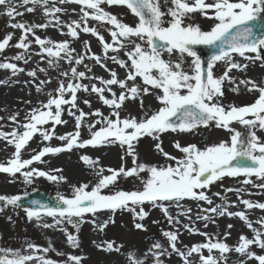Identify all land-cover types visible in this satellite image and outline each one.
Wrapping results in <instances>:
<instances>
[{
  "label": "snow or ice",
  "instance_id": "obj_1",
  "mask_svg": "<svg viewBox=\"0 0 264 264\" xmlns=\"http://www.w3.org/2000/svg\"><path fill=\"white\" fill-rule=\"evenodd\" d=\"M57 2L61 5H78L80 18L65 24L59 14L66 10L57 7ZM165 3L171 5L167 8V12L162 11L160 0H52L51 5H49V0H20L19 7H24L29 13L34 12L36 6H41L46 22L40 24L11 22L8 25L12 29L20 30L21 35L14 47L24 50L12 57V60H23L26 64L28 59H31V56L26 58L30 45L33 43V40L28 38L31 35L34 43L39 46V52L36 55H39L42 60L47 58L49 67L53 68L57 67L60 60H66L70 65L71 75L69 76L68 71L60 73L61 76L67 78V83L62 80L54 95L50 94L46 102L30 109L23 124L17 121L15 115L10 117L18 127L13 128L11 133L0 132V138L7 140L9 145H14L15 151L7 164L0 163V173L9 174L12 177L19 173L25 184H32L34 178L38 177L58 183L65 180L64 176L55 174L61 172V169L41 170L33 166L34 162L43 163L42 158L48 154L56 155L64 151H72L74 148L84 149L88 146L99 147L114 144L121 146L126 156L132 157L134 166L126 168L122 164L119 169H107L110 174L104 175L103 168L96 169L99 158L93 160L88 155H82L80 159L95 170L97 182L93 186L90 187L88 184L74 186L71 197L58 193L55 206L41 203L39 200H31L32 206L24 207L22 201L28 195L27 192L23 195L0 194V202H2L0 210L6 206L23 207L30 221L35 220L38 226L44 228H60L65 233L68 244L75 248L79 245L78 236L69 233L62 225L67 223L79 229L86 213L95 216L104 210L115 212L118 209H126L133 212L134 218L138 217L143 220L147 215L143 205L151 203L154 207H160L168 217L169 223L172 224L179 221H175L169 215L164 202H174L179 206V202L186 198L203 201L210 207L203 209L202 211L207 214H198L197 220L215 223L213 216L238 217L251 230L253 238L249 239L241 234L238 244L232 248L222 241L213 242L209 237L207 242L194 244L187 251H182L177 247L178 234L164 231L163 236L167 238L172 252L176 253L184 264H192L189 257L193 253H201L202 249H207L209 254L199 256L200 264H219L220 261L227 264L226 254L231 251L247 259H255L258 264H264V255H257L250 251L252 245L264 250V217L256 221L260 225L258 229L253 226V222L248 219L245 211L231 212L228 210L227 203L212 206V199L204 191L224 177H255L257 180L264 181V141H261L256 134L257 128L264 130V81L257 83L251 78L241 79L237 87L232 89L238 92L239 85H244L247 91L258 93L255 101L249 105L242 107L229 105L226 108L218 102L224 94L222 86L225 81L236 84V80L230 73L233 70L246 71L248 68V64L237 63L234 55H239L253 64L260 61V65L264 67V23H258L264 21V0H212V2L165 0ZM105 4L126 6L138 22L135 26L123 23L116 15L105 11L103 7ZM0 6L4 7V14L10 20L14 21L17 16L23 15L18 11V6L13 3V0H0ZM195 13H200L215 21L210 30L204 31L197 24L186 23ZM165 17L170 19L165 21ZM89 20L111 25L112 27L108 29L111 42L106 41L104 35L96 27H90ZM50 26L60 27L62 34L73 39H78L81 32L95 36L103 48L104 58L102 59L95 53L89 56L91 48L86 40L83 41L85 53L74 55L75 49L70 46L68 40L54 41L36 35V29H45ZM64 27L67 28L66 33L63 32ZM12 38V34L9 33L0 40V51L13 46L10 44ZM132 38L146 42L147 48ZM157 41L162 44L158 45ZM125 42L132 45L131 49L125 52L127 60L120 59L118 56V53L127 47ZM196 45L212 49L207 61H203L194 50ZM163 51H166L170 57L179 53V58L175 61H166L163 58ZM109 52L116 53V55L109 56ZM86 58L93 60L109 72L110 78L88 77L86 71L78 70L76 65H84L88 72L91 71V68L84 64ZM186 58H191L188 71L183 66ZM106 59H110L120 68L125 69L126 75L123 79L119 78L115 70L107 67L104 63ZM221 62L225 65L224 70L221 75L216 76L215 69ZM0 69L11 70L13 76L25 71L18 67L17 63L9 62L7 58L4 62H0ZM39 71L44 72L46 69L40 68ZM27 75L35 78L37 71L30 70ZM86 78L98 80L100 86L96 83L85 85L80 82ZM137 78L142 80V87L136 85ZM47 82L40 81V84ZM129 82H132L131 86ZM8 83L7 80H0V85ZM113 86L119 87L118 95L113 90ZM36 87L37 91H40V85ZM151 89H157L160 93L156 95L160 103L157 110L140 119L133 116L121 117L120 110L126 101H135L141 95H148ZM81 90L96 94L99 101L111 109V116L104 115L100 109L87 113L80 109L77 101L78 92ZM106 92L111 94V98L105 95ZM83 103L91 108L89 100L85 99ZM141 107H143L142 100ZM65 110L75 120V131L56 137L64 142L60 146H44L38 151L33 150L34 154L30 158L22 159V150L26 149L29 141L36 134L40 135L43 142H48L55 135V127L67 123L62 119ZM89 116L97 119L88 122L86 117ZM232 122L244 126L248 130L247 137L232 128ZM49 123L52 126L51 130L45 127ZM213 124L231 133L230 142L221 141L204 149L195 144L181 146L179 142H175L174 147L183 153V157L179 159L164 152L161 144L156 143L155 149L165 158L175 160V166H148L138 163L135 149L140 138L147 136L158 140L160 134L168 131L193 132L199 127L209 128ZM96 125L100 126L97 128ZM85 126L89 132L87 139L82 138V129ZM20 128L23 130L20 131ZM121 159L123 160L124 156ZM144 172H147L148 176L141 181L142 190H118L104 194L103 190L114 186L120 177H139ZM242 183L264 190V183L253 184L251 179H245ZM243 190L238 188L235 192L239 202L246 209L264 210V203L240 199L239 193ZM226 191L231 192L233 189H226ZM214 195L219 196L220 193ZM224 199L226 201V198ZM232 206H235V202H232ZM188 211L190 212L191 209ZM45 216L51 217L53 222L51 224L43 222L42 217ZM92 223L95 225L96 221L93 220ZM108 223L109 221H105L97 227L102 231ZM134 227L144 230L142 223H135ZM232 227L233 225H228L229 229ZM184 228L189 232H198V229L189 224H185ZM199 234L208 236L207 233ZM224 235L227 237L230 233L225 232ZM96 247L103 251H120V247L115 246L112 241L97 244ZM27 248L33 252L39 250L47 253L52 249V245L49 243L47 248L39 249L37 245L28 243ZM213 250H218L219 256H214ZM0 252L3 253L0 255V264H28L33 260L36 264H57L56 261L46 259L42 255L21 254L18 250L7 249L0 250ZM149 252L155 257V264H162L160 257L167 252V249L157 242L152 245ZM81 259L80 256L70 255L65 264H71V262L81 264ZM128 259L131 264H143L131 253ZM240 264H245V262L241 261Z\"/></svg>",
  "mask_w": 264,
  "mask_h": 264
},
{
  "label": "rangeland",
  "instance_id": "obj_2",
  "mask_svg": "<svg viewBox=\"0 0 264 264\" xmlns=\"http://www.w3.org/2000/svg\"><path fill=\"white\" fill-rule=\"evenodd\" d=\"M206 2H212V0H206ZM13 3L18 6V11L22 12L23 15L17 16L13 21L4 14V7L0 11V40H2L9 33H11L13 36V38L10 40V44L13 46L6 47L5 50L0 51V62H4V60L7 58L9 62L17 63L18 67L25 69V71L22 73H17L15 76H13L11 70L0 69V80L9 81V83L6 85H0V132L4 133H11L13 128L18 127L17 123L10 119L11 116L15 115L17 121L20 124H23L30 109L39 107L42 103L46 102L50 94L54 95L56 88L62 80L67 83V78L61 75L60 77L57 76L55 69H62L66 71L70 70V65L66 60H60L57 67H49L47 58L42 60L39 55H36V53L39 52V46L34 43V38L31 35H29L28 38L29 40H33V43L30 45V48L26 54V58L31 56V59H28L26 64L23 60H12V57H14L19 52H23L24 50L14 47L21 35L20 30L12 29L8 25L11 22H25L28 24H40L46 22L45 16L42 15L38 10L29 13L24 7H19L20 0H13ZM51 3L52 0H49V5H51ZM160 3L162 5V11L167 12V8L171 6L170 3L166 4L165 0H160ZM58 5L59 3L57 2L56 6L58 7ZM65 5H74L79 8V6L76 4ZM69 6H65L64 9L66 11L59 14L60 19L64 21L65 24L72 21L67 12ZM28 7H32V5H28ZM103 7L105 11L116 15L117 18L125 24L135 26V24L138 22L137 18L134 17V15L126 8V6H108L105 4ZM39 16H42L43 18L39 19ZM168 19L170 18L165 17V21ZM89 22L95 23L96 21L89 20ZM214 22V20L208 19L200 13L193 14L192 19L186 21V23H194L199 25L204 31L210 30L209 27H211ZM97 23L98 25L89 23V26L96 27L98 31L104 35L105 40L111 42L108 29L112 26L106 24V26L103 27L101 23ZM165 26H167V23H165ZM206 26H209V29H207ZM56 28L61 29L60 27L54 28L52 26L45 29H36V35H39L42 38H49L53 36L52 32ZM63 31L67 32V28L64 27ZM44 34L47 35L45 36ZM86 35L93 37L95 41H88L91 48V52L88 53V55L90 56L92 53L97 54V51L100 52L101 50V56L103 59L105 53L103 52V48L99 44L97 38L91 34ZM132 39L134 40V38ZM52 40L56 41V39ZM137 42L140 43L141 41L137 40ZM157 44L161 45L162 42L157 41ZM143 46L147 48L146 42H143ZM73 49L76 51L78 50L80 54H84L85 48L83 41L80 42L78 47ZM194 50L203 61L208 60V58L202 54L197 45L194 46ZM108 55H116V53L109 52ZM167 57V53L163 51V58L166 60ZM234 57L242 59V57L239 55H234ZM178 58L179 55H176L175 60ZM106 60L110 61L107 63V65L114 64L110 59ZM185 61H190L191 63V58H186ZM190 63L188 64L187 68H189ZM243 64H248L246 71H233L246 74L251 70V74L249 76H243L244 79L251 78L257 83L264 81V67L260 65V61H257L255 64H253L251 61L244 59ZM224 67L225 66L223 65L221 67H216L215 75H221ZM40 68H44L46 71L41 72L39 71ZM30 70L37 71V76L35 78L27 75V72ZM70 75L71 73L69 71V76ZM241 79L242 78L239 80ZM239 80L236 82V84L224 83L222 86L224 94L218 102L226 108L229 105H235L237 107L249 105L253 103L258 96V93L256 92L247 91L244 85H239L238 92L232 91V89L237 87L239 84ZM40 81H48L45 84L52 85L51 88H48V90L43 92L46 97H44L41 92L37 91L36 86ZM97 82L98 80H95L96 84ZM82 83L85 85H90L89 80H86ZM30 87H33L31 88L32 91H30ZM114 91L119 93L120 89H115ZM31 92H34L35 100L27 101V94H30ZM85 99H89L86 92L82 90L79 91L77 101L78 106L87 113L89 112L87 110V105L83 103ZM79 103H81V105H79ZM159 107L160 103L151 104L149 107H145L147 108L145 109L147 112L144 111L139 117L138 114L141 110H143V108L141 107L137 98L135 101H126L123 105V108L120 110V114L122 118L133 116L140 119L144 116L151 115V113L157 110ZM62 119L67 121V123L57 125L55 127V135L50 141L43 142L40 135L36 134L34 138L29 141L26 149L22 150V159L30 158V156L34 154L33 150L38 151L44 146L50 145L55 147L64 143L56 137L75 131V120L73 117L67 114V110H65L63 113ZM88 119L89 120L87 121L91 122V118ZM99 126L100 125H96L97 128ZM240 126L242 125L237 122H232L231 124V127L237 131H243L239 129ZM45 127L51 130V123ZM19 130L22 131L23 129L20 128ZM217 133H222L223 136L218 135ZM229 134L231 136L229 131L222 128H217L214 124L209 128L199 127L193 132L179 133L168 131L160 134L158 140H153L151 137L147 136L140 138L136 144L135 151L138 156V163H144L148 166H175V160H169L165 158L162 153L155 149L154 145L156 143L161 144L164 152H167L170 156L179 159L183 157V153L174 147L175 142H179L181 146L195 144L197 147L204 149L205 147L211 146L213 144H218L221 141L230 142ZM243 136L245 137L244 134ZM257 136L260 137L261 141H264V130H261ZM82 138H89V132L86 126L82 129ZM14 151V145H9L7 140L0 138V163L7 164V161L12 158ZM82 155H88L93 160L99 158L96 169L103 168L105 170L103 173L104 175L110 174L107 169H119L122 164L126 168H131L134 166L132 163V157L126 156L124 154V149L118 144H115L114 146L109 145V148L106 146H88L84 149L74 148L72 151H64L56 155L48 154L42 158L44 161L43 163L34 162L33 164L34 167L45 171L61 169V172L55 174L64 176V181L57 183L48 181L43 177H38L34 178L32 184H25L19 173H17L15 177H12L6 173H0V194L22 195L24 192H27L32 188L40 187L51 191L55 195L59 193L60 195L71 197L74 186L88 184L91 187L97 182L94 168L86 165L80 159ZM122 156H124L123 160L121 159ZM147 176L148 173L144 172L141 173L139 177H120L114 186H110L108 189L103 190V192L104 194H110L111 192L118 190H142L143 185L141 181L146 179ZM245 179H251L253 184L264 183V181L257 180L255 177H224L221 181L210 185L209 188L205 189L204 191L212 199V206L227 203L228 210L231 212L245 211L248 219L253 222V226L259 229L260 225L256 223V221H258L261 217H264V210L258 208L246 209L245 206L239 202L235 189H244L239 193L240 199H247L254 203H264V190L253 187L251 184H243L242 181ZM226 189H233V191L228 192ZM215 193H220V195H214ZM224 198H226V201ZM232 202H235V206H232ZM164 203L168 208L169 215L172 216L175 221H179L178 223L170 224L168 217L165 216L160 207H154L151 203H145L143 205L144 211L147 213L143 220H140L138 217L134 218L133 212L129 210L118 209L115 212L104 210L98 212L95 216L92 214H85L83 217L84 222L79 225V229L73 228L72 225L64 223L62 225L63 228H66L69 233L78 236L79 245L75 248L68 244L66 235L60 230V228H44L38 226L35 220L30 221L27 218L24 210L13 207H5L0 210V250H18L21 254H31L34 256L42 255L46 259L56 261L57 264H65V262L68 261V257L70 255L80 256L82 258L81 264H131L128 259L130 253L133 254L136 259L141 260L143 264H155V257L149 252V249L153 244L158 242L163 246L164 249H167V252L160 257L162 264H184L183 260L176 253L172 252L167 238L163 236L164 231H172L178 234L177 247L182 251H187V249L194 244H202L207 242L209 237L212 238L213 242L217 240L222 241L232 248L238 244L239 236L241 234L245 235L249 239L253 238V233L251 230L238 217L213 216L215 223L211 221L197 220L198 214H207L202 211L203 209L210 207L206 202L186 198L179 202V206L174 202ZM189 209H191L190 212L188 211ZM137 211H139V207H137ZM9 217H11V219H9ZM42 220L43 222L49 224L53 222L51 217L46 216L42 217ZM93 220L96 221L95 225L92 223ZM112 220L115 222L112 223ZM105 221H109V223L107 227L101 231L97 225L102 224ZM135 223H142L144 230L136 229L134 227ZM205 223H207V227H205ZM185 224L195 227L198 229V232H189L184 228ZM229 224L233 225L231 229L228 228ZM225 232H229L230 235L226 237L224 235ZM199 233H207L208 236L201 235ZM94 241L95 243H93ZM106 241L114 242L115 246L120 247V251H103L96 247L97 244H102ZM28 243L37 245L39 249L47 248L49 243H51L52 249L47 253L39 250L33 252L27 248ZM250 251L255 252L257 255H264V250L260 249L256 245L250 246ZM2 254L3 253L0 252V255ZM201 254L207 256L209 253L207 249H202L201 253H193L192 256L189 257V260L192 262V264H200L199 256ZM212 254L214 256H219L218 250H213ZM226 256L227 264H240L241 261H244L245 264H258V261L255 259H247L245 256H241L235 251L227 253ZM28 264H36V262L33 260L28 262ZM71 264H75V262H71ZM219 264H224V261H220Z\"/></svg>",
  "mask_w": 264,
  "mask_h": 264
},
{
  "label": "bare ground",
  "instance_id": "obj_3",
  "mask_svg": "<svg viewBox=\"0 0 264 264\" xmlns=\"http://www.w3.org/2000/svg\"><path fill=\"white\" fill-rule=\"evenodd\" d=\"M65 6H69V5H61V4H59L58 5V7H62V8H64ZM2 8H3V6H0V11L2 10ZM36 10H38L42 15H44L43 14V9H42V7L41 6H36ZM67 12H68V14H69V17H71V20H78L80 17H79V15H78V13H79V8L77 7V6H74V5H71V6H69L68 7V9H67ZM43 17L42 16H39V19H42ZM68 19V18H67ZM89 23H91V24H94V25H98V23L97 22H95V23H92V22H89ZM103 25V27L104 26H106V24H102ZM207 27V29H209V28H211V27H209V26H206ZM209 27V28H208ZM55 28V27H54ZM108 29V28H107ZM64 33H66L65 31H63ZM53 33V36H51V37H49L50 39H56V41H64V40H68L69 42H70V46L72 47V48H76V47H78L79 46V44H80V42H82V41H91V40H93L94 41V39H93V37H90V36H88V35H86V34H83V33H80V35H79V38L78 39H73V38H71V37H69L68 35H66V34H62V30L61 29H59V28H56V29H54V31L52 32ZM45 36L47 35V34H44ZM134 40H135V38H134ZM95 42V41H94ZM135 42H137V40H135ZM126 44H127V42H125ZM140 43H142V45H143V41H141ZM131 47H132V45L131 44H127V47L124 49V50H122V51H120L119 53H118V56H119V58L120 59H124V60H127V57H126V55H125V52L126 51H128V50H130L131 49ZM166 52V51H165ZM98 53H100V54H98ZM75 54H80L79 52H78V50L76 51L75 50V53H74V55ZM97 55H99L101 58H102V56H101V50H100V52L99 51H97ZM103 55V54H102ZM168 55V54H167ZM176 55H179V53H177ZM176 55L175 56H172V57H170L169 55H168V57H167V59L166 60H172V61H175V59H176ZM234 59H235V61L237 62V63H241V64H243V60H244V58H242V59H239V58H235L234 57ZM188 60V59H187ZM108 62H110V61H108V60H104V63L107 65V63ZM112 62V61H111ZM130 63V62H129ZM190 63V61H185V64L183 65L184 66V69L186 70V71H188L189 70V68H187V66H188V64ZM84 64H86L89 68H91V71L90 72H88L87 70H86V68L84 67V65H76V67L78 68V70H80V71H86V75L88 76V77H96V76H99V77H103L104 79H108V78H110V73L109 72H107V71H105V69L104 68H102V67H100L99 65H97L93 60H89V59H85V61H84ZM225 66L222 62L221 63H219L218 65H217V67H221V66ZM107 67L109 68V69H112V70H115L117 73H118V76H119V78H121V79H123L124 77H125V75H126V71H125V69H122V68H120L117 64H110V65H107ZM80 68V69H79ZM250 69H251V66H250ZM60 70H62V69H60ZM60 70H58V69H55V72H56V75L57 76H59L60 77V73L61 72H65L66 70H62V71H60ZM68 72L70 71V70H67ZM223 72V71H222ZM222 74V73H221ZM251 74V70L250 71H248L246 74H242V73H237V72H235V71H232L231 73H230V75L236 80V82L240 79V78H242V79H244L243 78V76L244 75H247V76H249ZM86 80H89V82H90V85L92 84V83H95V79L93 78V79H83L82 81H80L81 83L82 82H85ZM48 81H50V80H48ZM253 81H255L254 79H253ZM131 83L132 82H129V86H131ZM136 85L138 86V87H142L143 86V82H142V80L140 79V78H137V80H136ZM84 84V83H83ZM225 84H232V83H229V82H227V81H225ZM39 85H40V91H38V92H41L42 94H43V92L45 91V90H48V88H51V84L49 85V84H40V82H39ZM97 86H100V83H99V81L97 82ZM150 87V86H149ZM31 88H33V87H30V91H32V89ZM11 89H14V88H11ZM115 89H119V87L118 86H113V90H115ZM119 91V90H118ZM86 94L88 95V97H89V101L91 102V108L87 105V110L89 111V112H91V111H94L95 109H100V111L101 112H103L104 113V115H106V116H111V109L110 108H108L107 106H105V105H103L102 104V102L101 101H99V99H98V97H97V95L96 94H93V93H90V92H86ZM119 93H117V95H118ZM157 94H160L159 93V90H157V89H151L150 90V94H148V95H141L140 97H138V100H139V102H140V105H141V100L143 101V110H141L140 111V113L138 114V116L140 117L141 116V114L144 112V111H146L145 109H147V108H145V107H149L151 104H154V103H157V104H159V101L156 99V95ZM105 95L106 96H109V98H111L110 96H111V94L110 93H105ZM43 96L44 97H46L44 94H43ZM27 98H28V100L27 101H30V100H35L34 99V92H31L30 94H27ZM79 105H81V103H79ZM147 112V111H146ZM145 117V116H144ZM88 118H91V122L93 121V120H95V119H97L96 117H92V116H89V117H86V120H89ZM113 118V117H112ZM239 129L240 130H243V131H240L241 133H242V135L244 134L245 135V137H247V133H248V130L244 127V126H240L239 127ZM260 129H256V134H258V133H260ZM218 135H221V136H223V134L222 133H217ZM229 136H230V134H229ZM115 145V144H114ZM114 145H112V146H114ZM107 148H109V146H106Z\"/></svg>",
  "mask_w": 264,
  "mask_h": 264
},
{
  "label": "water",
  "instance_id": "obj_4",
  "mask_svg": "<svg viewBox=\"0 0 264 264\" xmlns=\"http://www.w3.org/2000/svg\"><path fill=\"white\" fill-rule=\"evenodd\" d=\"M258 23H264V21H260ZM198 47L201 50V52L209 58V56L211 55L212 49L208 48L207 46H203V45H198ZM31 200H39L41 201V203L49 204L52 206H55L57 203L55 195L51 194L48 191H45L43 189H38V188L33 189L28 192V195L24 197L22 201L23 206L31 207L32 206L30 204ZM0 204H2V202H0ZM20 209H23V207H21Z\"/></svg>",
  "mask_w": 264,
  "mask_h": 264
}]
</instances>
